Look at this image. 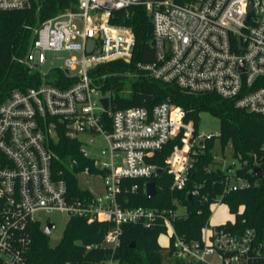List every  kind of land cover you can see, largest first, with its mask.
<instances>
[{
    "label": "built area",
    "instance_id": "obj_1",
    "mask_svg": "<svg viewBox=\"0 0 264 264\" xmlns=\"http://www.w3.org/2000/svg\"><path fill=\"white\" fill-rule=\"evenodd\" d=\"M25 4L29 0H0V11L24 9ZM133 7H142L151 18L154 59L137 65L139 77L115 76L119 80L114 88L104 83L109 77L94 80L89 72L117 60L130 62L134 34L109 20L113 12ZM34 36L21 63L38 74L40 84L13 91L0 104V264H28L30 227L40 224L43 229L42 218L50 213L111 224L101 244L88 247L110 250V258L102 264H119L114 255L123 225L156 218L170 232L177 254L189 262L207 264L205 258L215 255L220 264H264V235L258 238L253 230L237 232L225 223H208L199 240L188 243L172 227V220L181 215L177 208L121 209L116 201L122 180L155 176L159 168L152 163L154 155L175 140L179 145L171 148L164 169L172 178L171 192L182 191L199 148L210 137L195 135L192 122L184 121V111L170 102L118 108L119 94L124 99L131 95L133 83L123 84L124 79L162 82L192 94L214 93L233 100L237 109L264 116V0H76L75 11L46 19ZM90 39L94 45L88 54ZM48 52L71 55L62 66L44 72ZM57 70L71 81L68 85L50 83L57 81ZM103 98L109 102L106 111L100 103ZM57 128L77 140L87 158L80 136L92 137L87 145L95 136L103 138L105 147L97 157L103 162L92 159L104 172L102 194L79 200L68 197L65 181L53 173L46 145ZM239 167L232 162L222 168L223 194L248 187V182L235 177Z\"/></svg>",
    "mask_w": 264,
    "mask_h": 264
},
{
    "label": "trees",
    "instance_id": "obj_2",
    "mask_svg": "<svg viewBox=\"0 0 264 264\" xmlns=\"http://www.w3.org/2000/svg\"><path fill=\"white\" fill-rule=\"evenodd\" d=\"M182 3L183 0H175ZM76 10V0H29L26 8L15 11H0V104L13 91H25L40 84L36 72H31L21 63L28 51L34 30L43 21L64 13ZM112 25H123L130 28L135 43L130 62L117 60L90 70L89 76L94 80L105 79V85L116 88L119 78L115 76L136 75L140 72L138 64L153 62L152 22L142 7H133L115 11L109 20ZM57 81H48L55 86L64 87L71 81L64 72L56 71ZM132 84L131 95L124 99L121 94L117 99L118 108L143 106L151 108L162 102L181 108L185 113V122L197 126L199 114L206 112L219 120L218 140L221 150L230 149V155L240 167L235 177L248 182V187L235 192L223 194L225 172L217 167L213 156V136L203 142L195 157L193 169L188 175L185 188L171 192L172 178L164 169L166 156L171 148L179 145V140L170 142L156 153L152 163L160 173L147 179H125L119 184L120 192L116 197L121 209L138 207L163 211L176 210L173 204L178 202L184 213L172 220L175 234L185 242L199 240L201 230L209 223L210 206L224 203L234 216L233 224L226 222L228 228L237 232L253 230L258 238L264 235V116L245 112L234 106L233 100L223 99L214 93L192 94L180 90L171 84L162 82H143L139 78L124 79V84ZM137 81V82H136ZM136 83V85H135ZM138 85V86H137ZM145 102H143V100ZM106 129L110 126L107 123ZM195 135L196 130H195ZM46 145L52 155V170L55 176L62 178L67 185L68 197L71 200L90 198L91 192L80 185L78 175L84 171L97 175L104 172L94 166L92 159L84 157L80 143L71 140L62 128H57L54 136L46 138ZM258 166L261 176L255 178L253 169ZM154 182L156 194L147 200L145 184ZM197 194L192 196L191 192ZM190 196V198H189ZM239 208H242L239 211ZM111 224L89 221L85 218L72 217L68 220L59 243L51 248L48 237L42 233L41 225L30 227L32 238L28 264H102L110 258L111 252L104 247L88 248L101 244ZM166 233L162 220L156 218L148 223L137 222L122 226L120 247L114 258L119 264H202L192 263L179 256L171 245L158 244V237Z\"/></svg>",
    "mask_w": 264,
    "mask_h": 264
},
{
    "label": "rangeland",
    "instance_id": "obj_3",
    "mask_svg": "<svg viewBox=\"0 0 264 264\" xmlns=\"http://www.w3.org/2000/svg\"><path fill=\"white\" fill-rule=\"evenodd\" d=\"M69 55L71 54H68L66 52L46 53V64L42 67V70L44 72H47L48 69L52 66L53 67L62 66L63 60L66 59ZM126 84H130V82L127 81ZM145 100L146 99H144L143 102H145ZM195 130H196L197 135L214 137L212 153L217 163V167L224 168L225 166L230 165L232 162L235 163L236 167H238L237 160L232 158L230 155V149L226 147L223 151L221 150L220 143L217 137L219 134V120L216 117H213L209 113L201 112L199 114V118H198L197 126ZM79 139L82 143L83 152L86 153L90 159H98V161L102 163L103 160L97 157L99 156L100 151L105 147V142L103 138L101 136L93 137V142L91 145H87L86 143L88 142V140L92 139V137L88 135L80 136ZM175 161H176V158L175 160H173L174 164H175ZM78 181L80 185L84 188H87L91 192V194H102L103 193V188L101 185V177L97 175L95 176L93 174H89L84 171L83 173L78 175ZM242 184L243 182H239V185H242ZM176 211L178 214H182L184 212V209L178 206ZM210 213H211V216L209 219L210 225L224 224L227 221L232 222L234 219V216L229 213L228 207L224 203L213 204L210 208ZM42 219L44 222L43 225H45L46 223L45 221L47 220L55 225L47 240L48 246L53 248L59 243L63 235V231L68 222V217L64 214L50 213V214L45 215ZM169 236H170V232L167 230L166 233L161 234L158 237V244L162 247H167L169 243ZM205 261L207 264H220V260L215 255L206 257Z\"/></svg>",
    "mask_w": 264,
    "mask_h": 264
},
{
    "label": "water",
    "instance_id": "obj_4",
    "mask_svg": "<svg viewBox=\"0 0 264 264\" xmlns=\"http://www.w3.org/2000/svg\"><path fill=\"white\" fill-rule=\"evenodd\" d=\"M26 7V4L25 6ZM36 36H33L32 40H35ZM93 45H94V40L93 39H90L88 40V43H87V47H86V52L89 54L91 53L92 49H93ZM241 69L243 70V64L241 63ZM100 103L102 104L104 110L106 111L108 109V98H103L100 100ZM161 169H157L156 170V173H155V176L158 175L160 173ZM253 176L255 178H258L261 176V172H260V168L258 166H256L254 169H253ZM156 194V190H155V184L154 182L150 181V182H147L145 184V197L147 200H150L154 195ZM190 198V196H189ZM54 224L53 223H47L45 224L44 228L42 229V233L49 237L53 228H54Z\"/></svg>",
    "mask_w": 264,
    "mask_h": 264
},
{
    "label": "crops",
    "instance_id": "obj_5",
    "mask_svg": "<svg viewBox=\"0 0 264 264\" xmlns=\"http://www.w3.org/2000/svg\"><path fill=\"white\" fill-rule=\"evenodd\" d=\"M228 222V221H227ZM214 225H217V224H214Z\"/></svg>",
    "mask_w": 264,
    "mask_h": 264
},
{
    "label": "bare ground",
    "instance_id": "obj_6",
    "mask_svg": "<svg viewBox=\"0 0 264 264\" xmlns=\"http://www.w3.org/2000/svg\"><path fill=\"white\" fill-rule=\"evenodd\" d=\"M91 18H93V17H91Z\"/></svg>",
    "mask_w": 264,
    "mask_h": 264
}]
</instances>
